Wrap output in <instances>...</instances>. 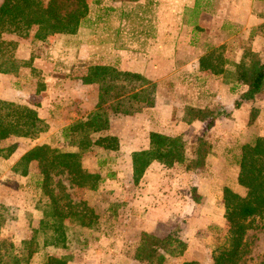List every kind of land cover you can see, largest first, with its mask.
Segmentation results:
<instances>
[{"label":"crops","instance_id":"obj_1","mask_svg":"<svg viewBox=\"0 0 264 264\" xmlns=\"http://www.w3.org/2000/svg\"><path fill=\"white\" fill-rule=\"evenodd\" d=\"M91 1L101 6L99 10L103 11L102 14L93 16L92 22V16H89L75 34L58 33L42 41L46 43L54 37L57 40L63 37L62 44L56 46L49 44L48 49L56 57L62 55L64 58L66 53L69 54L74 58L73 63H77L75 70H84L80 74L81 77L76 73L73 78L61 79L53 75L51 80H46L49 81L47 89L39 93V102L42 105L35 106L49 129L59 131L79 118H86L96 109L100 83L85 82L83 76L97 65L140 73L157 85L154 107H146L133 114L116 113L109 109V128L96 133L98 136L116 135L120 140V149H131L133 177L132 153L150 147V134L153 131L171 135L163 125L166 122H173L175 102L167 98L161 100V90H165L166 94L165 85H174L175 93L178 95L183 93L184 98L186 96L192 106L213 108L220 105L227 108L231 117L230 115L222 119L219 117L215 124L219 129L223 128L222 125L226 120L239 123L240 116L245 114L249 116L254 106L259 111L257 120L259 118L260 121L264 120V92L255 100L243 101L239 107L235 106L236 100L240 99L243 92L238 89L243 85L232 73L248 49L257 53L264 63V0H110L107 8L104 7L106 0H89L90 4ZM106 10L117 13V16H105ZM215 38L221 39L215 40ZM187 39L189 45L185 43ZM32 40L33 38L28 41L26 37L19 40L15 53L17 59L28 60L32 57ZM216 49L218 54L214 53ZM38 53L44 56L43 53ZM203 59L206 63L209 61V64L203 66L201 64ZM35 60L39 61V64L34 61L33 67H45L39 56L35 57ZM47 62L49 65L52 64V61ZM29 65L27 63L25 66ZM214 67L222 71L216 73ZM19 68L18 72L16 70L0 72V98L29 103L15 98V92L9 87L12 82L20 79L19 73L27 72L26 67L21 65ZM24 83L26 81H22V84ZM182 122L186 121L182 119L180 123ZM196 122L205 123L209 120L192 121L193 124ZM100 148L111 150L101 146ZM28 150L24 151L18 160ZM14 155L16 151L4 159L8 160ZM213 159H215L214 154L211 152L206 163H212ZM170 170V167L153 161L139 179L140 184L146 186L145 189L142 188L144 193L146 192L145 198L151 202L149 205L138 206L136 210L141 211L143 217L139 222L137 220L136 223L133 221L131 224H139L142 228L137 227L139 236L135 240L136 247L133 256L127 259L137 260L135 252L143 233L160 236L161 233L158 231L162 223L187 215L191 219L185 227V237L180 236L185 239L186 248L180 255L166 254L164 264H183L185 261L210 264L198 255V252L195 253L196 249H199L198 245L201 244L196 234L201 227L210 224L222 225L224 218L215 217L214 212L221 213L222 216L225 214L224 192L212 187L206 191L202 188L199 190L209 201L213 200L210 209L203 210L205 214L211 213L209 217L202 215L198 218L194 214H188L192 209L197 213L200 206L187 208L180 196H178L179 203L167 209L161 201L163 199L161 195H164L161 185L164 183V178L172 179L165 176ZM120 175L119 173V177ZM191 176L195 174L188 177ZM203 179L200 176L196 184L201 185ZM107 180L109 179H105L104 182ZM157 194L161 195L157 196ZM189 202V205L196 204Z\"/></svg>","mask_w":264,"mask_h":264},{"label":"trees","instance_id":"obj_2","mask_svg":"<svg viewBox=\"0 0 264 264\" xmlns=\"http://www.w3.org/2000/svg\"><path fill=\"white\" fill-rule=\"evenodd\" d=\"M90 12L89 0H3L0 3V72L15 71L19 67V60L13 53L17 42L6 40L5 33L27 36L35 27V37L40 40H47L58 33L75 34ZM201 64L204 66L209 61L206 63L203 59ZM213 70L216 73L222 71L217 67ZM232 73L244 86L240 99L235 102L236 107L243 101L255 100L264 92V63L251 49L245 52ZM83 80L100 83L96 109L86 118L77 119L61 130L64 144H38L29 149L14 168L21 175L29 176L30 164L38 162L37 187L46 198L43 206L40 204L42 223L53 227L58 233L54 244L66 241V220L93 227L100 218L85 200H73L69 189L84 187L95 190L105 181L106 177L100 172L84 168L82 157L93 145L120 149V140L116 135L94 137V134L109 128V109L116 113L133 114L146 107H154L156 101V84L140 73L97 65L83 76ZM252 111L254 116L258 114L256 108ZM221 115V112L210 107L189 105L185 110V120L189 122L212 121ZM47 128L45 120L34 107L0 98V142L11 137L37 138ZM211 152L212 144L201 137L195 155L188 156L186 142L181 135L153 131L150 134V147L132 153L134 179L138 181L153 161L168 168L181 163L188 170H196L206 164ZM239 165L238 182L247 191L241 195L229 186L223 190L228 230L216 249L213 264H242L249 252L245 237L252 228L251 222L255 217L264 215V135H257L241 146ZM4 221V216L0 215V264H31L39 250L36 236L24 239L19 247L13 240L2 237ZM185 248V241L176 235L161 237L143 233L135 257L143 264H164L166 254L180 255ZM38 264H69V259L66 256L48 255ZM183 264L196 262L185 261ZM259 264H264V258Z\"/></svg>","mask_w":264,"mask_h":264},{"label":"rangeland","instance_id":"obj_3","mask_svg":"<svg viewBox=\"0 0 264 264\" xmlns=\"http://www.w3.org/2000/svg\"><path fill=\"white\" fill-rule=\"evenodd\" d=\"M2 1L0 0V3ZM105 3L104 7L107 8L110 0H106ZM99 8H101L99 4L96 5V3L91 1V22L93 16L102 14L103 11H100ZM105 16H117V13L106 10ZM35 32L36 28L34 27L27 36L5 33L4 38L8 41L17 42V47L13 52L14 56L20 43L19 40L22 37H26L28 41L33 38L32 57L28 60L18 58L19 67L21 65L26 67L27 72L23 73L22 71L21 74L19 73L20 79L12 82L9 87L12 89L11 91L15 92V98L31 103L22 102L21 104L37 109L35 105L41 104L39 102V93L47 89L49 81L46 80H51L50 78L53 75L61 79L73 78L74 74L77 73V76H79L84 70H75L77 63H73L74 58L70 57L69 54L66 53L64 58L62 55L56 57L48 49L49 44L55 46L62 44L63 37L60 40L54 37L55 39L53 38L45 43L42 42L44 40L35 37ZM218 39L220 40L221 38H215V40ZM185 43L189 45V39L185 40ZM56 50L58 49L56 48ZM38 52L43 53L44 56H41ZM214 53L218 54L217 49ZM37 56L42 59L45 67L32 66ZM47 61H52V64L49 65ZM27 63L30 65L25 66ZM36 63L39 64V61H36ZM19 67L18 70L20 69ZM230 78L232 77L230 76ZM22 81H26V83L22 84ZM164 88L167 95L164 92L165 90H161V100L172 99L175 102L173 122H166L163 125L167 129L166 131L171 135H181L184 138L188 156L195 155L199 139L201 137L206 138L212 144V154H214L215 159H213L212 163H206L196 170H188L186 165L181 163L170 167L171 170L167 171L165 176L171 177L173 180L164 178V183L161 185L164 195L157 194V196L161 195V198H163L161 201L167 209L176 206L179 203L178 196H180L183 204L185 203V207L194 208L196 205L200 206V209H197V213L195 209H192L191 213L189 212L188 214H194L198 218H201L202 215H208L209 217L211 213L205 214L203 210L204 208L209 210L213 200L209 201L199 190L202 188L206 191L212 187L221 192L226 186H229L241 195L246 194L247 189L238 182L241 146L251 142L257 135H264V120L260 121V118L257 120L259 111L254 116L253 109H251L249 116L247 114L240 116L239 123L235 124L230 120H226L221 129L215 127L216 120L219 118L205 123L196 122L193 124L192 121L185 120V110L187 106H192L186 96L184 98L183 93L182 95L175 93L174 85H165ZM243 89L244 86L238 90L241 92ZM15 102L20 103V101ZM253 108L256 107L254 106ZM213 109L224 115L219 116L221 119L229 115L231 117V113L224 106H215ZM182 119L186 122L180 123ZM61 130L57 131L55 129L53 131L48 126L47 131L41 133L37 138L11 137L0 142V215L5 218L1 232L2 237L13 240L20 247L23 245L24 239L35 235L39 250L34 255L31 264H38L48 255L66 256L69 259V264H143L139 260L127 259V257L133 256V250L136 247L134 246L135 240L139 236V232L136 230H138L137 227L140 228V225L135 223L137 220L139 222L141 217H143V213L136 210H138V206L149 205L151 202L144 196L146 194V192L144 193L146 186H142L139 180H134L130 162V148L113 151L104 150L99 145H93L84 152L82 157L84 168L88 171L100 172L109 180L100 184L99 188L95 190L73 187L69 191L73 200H85L88 205L95 209L100 218L93 227L66 220L64 222L66 241L59 244L53 243L58 233L54 231L53 227H48L42 223L43 212L40 204L43 206L46 198L41 194V189L37 187L39 176L38 162L33 161L30 164L29 170L31 174L29 176L19 174L14 168L20 161L18 158L22 153L32 146L43 142H51L58 145L64 144ZM97 136L98 134H94V137ZM11 148H13L12 151H10ZM15 151L16 155L12 156V158L4 159ZM119 173L121 174L120 177ZM191 174H195V176H191L192 178L188 177ZM206 174L208 176H203ZM200 176H202V179L207 177L208 180L206 182L203 179L200 182L201 185L198 186L196 183L199 182ZM180 178L181 180H178ZM148 195L150 196L151 194ZM42 199L43 201H41ZM146 200H148L147 203ZM189 201L196 204L189 205ZM214 213L216 214L215 217L224 218L222 225L210 224L207 227H201L196 234L201 244L198 245L199 249H196L195 253L198 252V255L206 259L210 264H213L214 256L217 253L216 249L224 240L228 230L224 214L222 216L221 213L218 214L216 211ZM190 219L187 215L174 220L169 219L161 224L158 232L161 233V237L168 234L176 235L179 238L181 235L185 237V227ZM133 221L135 223L131 224ZM251 223L252 228L247 231L245 237L249 252L245 255L242 264H259L264 258V215L255 217ZM181 239L185 241V239Z\"/></svg>","mask_w":264,"mask_h":264}]
</instances>
